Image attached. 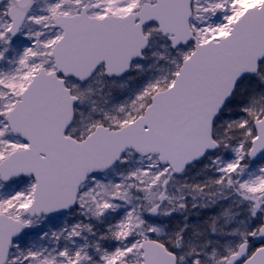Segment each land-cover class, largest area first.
I'll list each match as a JSON object with an SVG mask.
<instances>
[{
	"label": "snow or ice",
	"instance_id": "1",
	"mask_svg": "<svg viewBox=\"0 0 264 264\" xmlns=\"http://www.w3.org/2000/svg\"><path fill=\"white\" fill-rule=\"evenodd\" d=\"M0 264H264V0H0Z\"/></svg>",
	"mask_w": 264,
	"mask_h": 264
}]
</instances>
